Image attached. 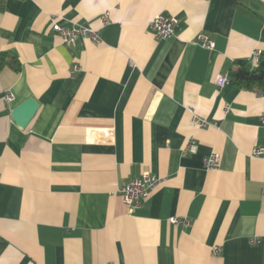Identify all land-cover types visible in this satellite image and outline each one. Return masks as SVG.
Segmentation results:
<instances>
[{"label":"crops","instance_id":"obj_1","mask_svg":"<svg viewBox=\"0 0 264 264\" xmlns=\"http://www.w3.org/2000/svg\"><path fill=\"white\" fill-rule=\"evenodd\" d=\"M54 15L101 41L66 42ZM257 51L264 0H4L0 53L20 68L0 70V264H264V89L215 83ZM145 172L161 181L131 209L120 189Z\"/></svg>","mask_w":264,"mask_h":264},{"label":"built area","instance_id":"obj_2","mask_svg":"<svg viewBox=\"0 0 264 264\" xmlns=\"http://www.w3.org/2000/svg\"><path fill=\"white\" fill-rule=\"evenodd\" d=\"M102 20L107 22L108 13H105ZM52 30L60 34L61 37L66 42H74L79 37H84L90 39L94 43H99L101 41L99 30L82 25L76 22H70L65 20L62 15L52 16ZM178 18L173 15L159 14L151 21V28L155 31L156 35L160 38L171 37L175 33V27L178 24ZM198 42L207 48H213L215 46L214 40L211 36L202 32L198 35ZM261 52L257 51L253 55V62L257 64L260 59ZM215 83L218 88L222 89L227 84L231 83L229 74H218L215 79ZM6 99L8 101L14 100V95L12 93L6 94ZM193 121L195 125L200 127L208 126V121L206 119L199 118L198 116H193ZM194 147L193 143L188 142L184 148L185 151H189ZM264 153V146H258L254 149V154L262 155ZM220 159L218 153H212L206 160L205 164L208 169L217 166ZM161 178L150 172H145L141 177L132 179L128 184L120 189V194L131 209L140 207L144 201L150 196L151 192L160 183ZM172 221L174 223L178 222V218L173 217Z\"/></svg>","mask_w":264,"mask_h":264},{"label":"trees","instance_id":"obj_3","mask_svg":"<svg viewBox=\"0 0 264 264\" xmlns=\"http://www.w3.org/2000/svg\"><path fill=\"white\" fill-rule=\"evenodd\" d=\"M4 6V0H0V9ZM7 64L19 70V62L14 57L0 53V70ZM229 77L232 84L246 89L261 91L264 89V52H261L260 59L254 68L249 66L247 60H237L229 70Z\"/></svg>","mask_w":264,"mask_h":264},{"label":"water","instance_id":"obj_4","mask_svg":"<svg viewBox=\"0 0 264 264\" xmlns=\"http://www.w3.org/2000/svg\"><path fill=\"white\" fill-rule=\"evenodd\" d=\"M67 97L65 104L69 101ZM40 104L34 97H28L12 109V119L22 128H25L35 116Z\"/></svg>","mask_w":264,"mask_h":264}]
</instances>
